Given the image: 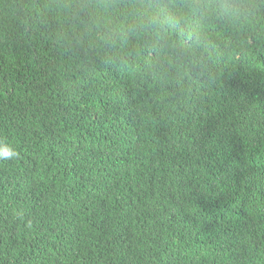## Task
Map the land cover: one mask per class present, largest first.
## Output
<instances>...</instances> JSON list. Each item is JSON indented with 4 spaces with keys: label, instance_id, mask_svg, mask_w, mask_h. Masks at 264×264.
<instances>
[{
    "label": "trees",
    "instance_id": "obj_1",
    "mask_svg": "<svg viewBox=\"0 0 264 264\" xmlns=\"http://www.w3.org/2000/svg\"><path fill=\"white\" fill-rule=\"evenodd\" d=\"M54 2L0 0V264L264 257V42L204 87L138 82L62 42Z\"/></svg>",
    "mask_w": 264,
    "mask_h": 264
},
{
    "label": "clouds",
    "instance_id": "obj_2",
    "mask_svg": "<svg viewBox=\"0 0 264 264\" xmlns=\"http://www.w3.org/2000/svg\"><path fill=\"white\" fill-rule=\"evenodd\" d=\"M53 9L62 42L99 53L105 64L131 70L138 82L204 87L234 64V50L264 42V0H55ZM19 155L0 137V161ZM261 260L254 256L248 264Z\"/></svg>",
    "mask_w": 264,
    "mask_h": 264
}]
</instances>
